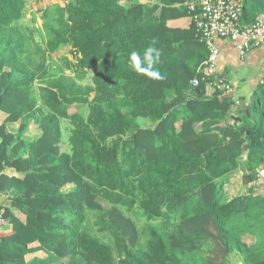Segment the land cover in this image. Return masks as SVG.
Returning <instances> with one entry per match:
<instances>
[{"label":"trees","instance_id":"16d2710c","mask_svg":"<svg viewBox=\"0 0 264 264\" xmlns=\"http://www.w3.org/2000/svg\"><path fill=\"white\" fill-rule=\"evenodd\" d=\"M32 1L0 0V264H264V194L228 189L259 185L264 83L245 106L218 87L189 0H53L40 28ZM150 46L159 78L130 61Z\"/></svg>","mask_w":264,"mask_h":264},{"label":"built area","instance_id":"2783aa9c","mask_svg":"<svg viewBox=\"0 0 264 264\" xmlns=\"http://www.w3.org/2000/svg\"><path fill=\"white\" fill-rule=\"evenodd\" d=\"M187 5L193 13L197 31L209 50L206 64L210 75L214 74L218 59L215 35L232 40L242 39L243 43L238 46L242 55L264 45V21L258 20L249 25L241 21L244 0H189ZM192 84L197 85L198 81L193 80ZM218 87L232 91L231 85L221 80ZM256 179L264 183V167L258 169ZM4 220L0 211V225Z\"/></svg>","mask_w":264,"mask_h":264},{"label":"crops","instance_id":"0c3cea01","mask_svg":"<svg viewBox=\"0 0 264 264\" xmlns=\"http://www.w3.org/2000/svg\"><path fill=\"white\" fill-rule=\"evenodd\" d=\"M260 20L264 21V13L259 15ZM255 22L253 18L243 20L244 25ZM215 45L218 49V59L215 72L212 75L214 80H221L230 84L232 91L230 96L241 106L251 103L255 90L264 83V45L251 49L242 55L238 46L243 43L242 39L232 40L215 35ZM231 115L240 117L237 109ZM242 119V118H241ZM230 120L235 121L231 118ZM19 124H13L10 129L18 132ZM8 172H12L8 170ZM5 197L0 196L1 206H4ZM2 206V207H3ZM43 256L41 251L29 253L26 257L31 260L35 256ZM239 264H245L244 261Z\"/></svg>","mask_w":264,"mask_h":264},{"label":"rangeland","instance_id":"374dc122","mask_svg":"<svg viewBox=\"0 0 264 264\" xmlns=\"http://www.w3.org/2000/svg\"><path fill=\"white\" fill-rule=\"evenodd\" d=\"M55 1L53 0H46V1H42V2H37L36 0H33L31 2V7H30V11L27 14V17L25 19V22L28 24H31L33 27L35 28H40L41 27V14L38 11L41 7H43L44 5H46L47 3H54ZM43 37V34L40 35L37 34V38L40 39ZM68 49L69 48H63L61 51H59L58 53L54 54L52 57V63L55 65V67H60L62 69L65 70V72L67 74H73L71 70H69L65 65L63 60H61V58L59 56L63 55V54H68ZM71 58V55H69ZM91 81V77L89 76L88 78H86L83 83L86 84L88 82ZM254 98L255 96L253 95V98L251 100V102H254ZM62 127H63V131H64V136L65 138H67L68 136V132L70 129V125L67 121H63L62 123ZM32 131V130H31ZM253 187H256V189L254 190ZM228 189H232L234 192H241L246 191V192H251V191H256L257 193L260 194H264V183H259L258 186H253V183H248L247 184V178H246V173L240 172L238 174L235 175V177L232 180V183L230 184V186L228 187ZM143 212L138 211V215H135V217L138 220V224L141 228H146L147 225L149 224H158V221H152L149 220L147 216H144L142 214ZM133 214V213H131ZM97 215V214H96ZM96 215H94V220L96 218ZM92 232L95 235H98L99 237H102V234L100 232V227L97 225H94V227L92 228ZM255 235L253 237H251L250 239H248V243L249 244H262V247H264V230L261 229L260 227H258L256 229V231L254 232ZM243 261V257L241 254L237 253V254H233L232 256V264H239V262Z\"/></svg>","mask_w":264,"mask_h":264},{"label":"clouds","instance_id":"9594fccd","mask_svg":"<svg viewBox=\"0 0 264 264\" xmlns=\"http://www.w3.org/2000/svg\"><path fill=\"white\" fill-rule=\"evenodd\" d=\"M159 58L160 51L154 46H150L144 53L143 59L147 62L148 67H142L141 56L139 53L133 51L130 55L132 67L136 71L153 78H159V73L152 69V66L159 62Z\"/></svg>","mask_w":264,"mask_h":264},{"label":"water","instance_id":"95a60500","mask_svg":"<svg viewBox=\"0 0 264 264\" xmlns=\"http://www.w3.org/2000/svg\"><path fill=\"white\" fill-rule=\"evenodd\" d=\"M231 118L234 119L235 121H238V122L241 121V118L240 117H236L235 115H231ZM116 261H117V259H116Z\"/></svg>","mask_w":264,"mask_h":264}]
</instances>
